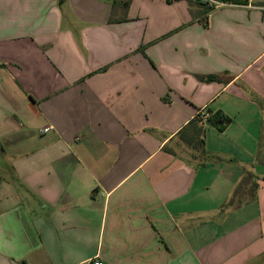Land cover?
<instances>
[{"label": "crops", "instance_id": "obj_1", "mask_svg": "<svg viewBox=\"0 0 264 264\" xmlns=\"http://www.w3.org/2000/svg\"><path fill=\"white\" fill-rule=\"evenodd\" d=\"M196 1L0 0V264H264V0Z\"/></svg>", "mask_w": 264, "mask_h": 264}, {"label": "trees", "instance_id": "obj_2", "mask_svg": "<svg viewBox=\"0 0 264 264\" xmlns=\"http://www.w3.org/2000/svg\"><path fill=\"white\" fill-rule=\"evenodd\" d=\"M62 1V0H60ZM168 2H174V1H179V0H167ZM210 1H216V2H229L232 0H210ZM210 1L205 0V1H201L198 0L196 1V4H198L199 6L203 7L204 10V14H209L212 10H213V6L210 4ZM232 2H237V1H232ZM201 122L200 118H197L194 122H193V131H192V135L189 138L188 144H194L195 143H202L201 141V137L203 136L204 132H205V128L204 126H200L199 123ZM210 125H214L216 126L219 130L223 129V124H228V121L226 120V118L223 115H210V117L207 119V122ZM180 137L184 138V131L180 134Z\"/></svg>", "mask_w": 264, "mask_h": 264}, {"label": "built area", "instance_id": "obj_3", "mask_svg": "<svg viewBox=\"0 0 264 264\" xmlns=\"http://www.w3.org/2000/svg\"><path fill=\"white\" fill-rule=\"evenodd\" d=\"M208 1H210V0H208ZM210 4H211V5H215V6L218 5L217 2H213V1H210ZM204 118H205V119L209 118V115H208V114L204 115ZM93 264H103V262H101V261H95Z\"/></svg>", "mask_w": 264, "mask_h": 264}]
</instances>
